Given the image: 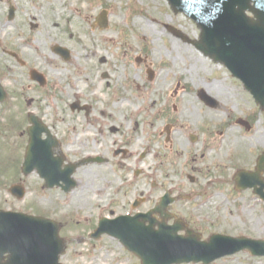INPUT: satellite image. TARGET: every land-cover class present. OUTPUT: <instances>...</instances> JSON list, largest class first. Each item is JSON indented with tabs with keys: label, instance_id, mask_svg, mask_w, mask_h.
<instances>
[{
	"label": "rangeland",
	"instance_id": "obj_1",
	"mask_svg": "<svg viewBox=\"0 0 264 264\" xmlns=\"http://www.w3.org/2000/svg\"><path fill=\"white\" fill-rule=\"evenodd\" d=\"M55 1L60 7L64 4V0ZM52 2L12 0L16 16L8 21L10 2L0 0V36L6 47L18 51L26 62V67H21L0 49V72L10 77L6 84L10 95L0 109V168L4 166L7 178L0 175V179H10L19 166L23 147L9 148L12 152L7 154L3 144H22L25 138L18 126L26 127L25 110L49 122L63 141V153L80 163L74 174L78 185L64 193L41 189L29 178L25 200L19 202L0 185V206L44 213L62 221L63 235L69 241L63 264H114L115 258L123 256L132 260L118 244H112L118 251L108 250L110 239L92 241L89 232L110 209L125 214L142 193L148 196L144 205L148 209L153 199L169 189L175 194L221 199V204L233 203L227 199L249 204L251 211L220 216L215 225H223L219 228H228L232 235L264 238V204L251 193L237 194L229 181H215L204 193L194 194L205 190L210 176L216 180L232 173L240 155L249 157L264 147L263 116H258L251 133L233 122L234 117L251 110L241 83L221 64L168 31V26L175 25L189 37L198 38L197 24L174 13L164 0H73L86 7V13L56 8ZM102 7L110 11L106 30L93 28ZM139 9H147L162 25ZM75 20L87 32L75 26ZM29 36L36 43H29ZM61 39L71 53L67 61L53 50L52 42ZM30 67L47 74L46 88L29 78ZM152 69L155 74L150 79ZM207 85L214 88L210 93L220 102L217 108L205 107L197 95V89H208ZM31 98L34 102L28 103ZM76 100L92 104L89 113L72 111ZM169 121L174 126L165 144ZM205 126L208 131H204ZM192 135L198 139L191 142ZM124 147L129 149L128 155L115 156ZM89 157L103 161L83 162ZM189 174L197 177L196 183L190 182ZM93 253L96 259L91 261ZM214 264L262 263L241 254Z\"/></svg>",
	"mask_w": 264,
	"mask_h": 264
},
{
	"label": "water",
	"instance_id": "obj_2",
	"mask_svg": "<svg viewBox=\"0 0 264 264\" xmlns=\"http://www.w3.org/2000/svg\"><path fill=\"white\" fill-rule=\"evenodd\" d=\"M170 1L179 10H184L182 0ZM215 1L221 7L215 6L213 4ZM251 1L254 2L253 7L250 5ZM199 3V7L213 6L207 14L200 12L199 8L188 11L203 27L204 51L214 56L216 60L226 62L235 74L246 83H250L256 96L261 95L263 84L260 77L263 63L260 64L258 73L254 74L249 67V59L250 57L253 59L256 51L264 46V0H201ZM246 9L253 11L258 20L249 24L244 16ZM31 134V144L35 146L36 134L38 138L39 132ZM63 179L67 182V189L76 185L68 176ZM4 218L5 215L0 214V256L4 252L1 249L13 252L7 264H57L58 238L52 223L26 216L21 217V221L14 219L4 221ZM119 220L103 219L100 233L117 234ZM142 230L144 228L138 225L136 232L130 236L135 240L149 238L148 245L151 248L147 249V244L139 241H134L130 246L141 256L144 264H173L192 260L204 261L207 264L243 248L251 249L255 253L264 251V243H255L246 238L213 236L209 242L199 243L193 237L186 239L177 237L176 231L163 224L155 232L143 234ZM121 236L127 237L124 234ZM0 264H3L1 259Z\"/></svg>",
	"mask_w": 264,
	"mask_h": 264
},
{
	"label": "bare ground",
	"instance_id": "obj_3",
	"mask_svg": "<svg viewBox=\"0 0 264 264\" xmlns=\"http://www.w3.org/2000/svg\"><path fill=\"white\" fill-rule=\"evenodd\" d=\"M66 2H68V0H66ZM56 5V4H55ZM71 5L74 7V9L79 13V12H81V10L83 9H85V8H79V7H75L74 5H73V3H71ZM57 6V5H56ZM60 8V7H59ZM67 19H71L70 17L69 18H67ZM75 24H76V26L78 27V28H81V29H83V27H81V25H80V23L78 22V21H75Z\"/></svg>",
	"mask_w": 264,
	"mask_h": 264
},
{
	"label": "flooded vegetation",
	"instance_id": "obj_4",
	"mask_svg": "<svg viewBox=\"0 0 264 264\" xmlns=\"http://www.w3.org/2000/svg\"><path fill=\"white\" fill-rule=\"evenodd\" d=\"M197 231H199V230H197ZM199 232L202 234V236H204L203 233H202L201 231H199ZM135 259H136V261H137L136 263H137V264H140L139 260H138L137 258H135Z\"/></svg>",
	"mask_w": 264,
	"mask_h": 264
}]
</instances>
